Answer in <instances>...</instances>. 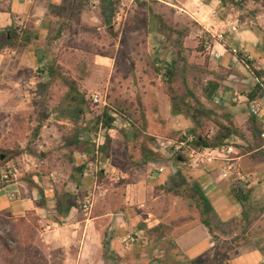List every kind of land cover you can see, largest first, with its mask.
<instances>
[{
    "label": "rangeland",
    "instance_id": "374dc122",
    "mask_svg": "<svg viewBox=\"0 0 264 264\" xmlns=\"http://www.w3.org/2000/svg\"><path fill=\"white\" fill-rule=\"evenodd\" d=\"M240 1L232 0L225 13L232 15L241 29L252 30L257 41L254 45L249 43L248 49L231 48L235 60L232 58L230 68L221 57H215L213 41L211 46L205 43L210 36L207 32L188 15L175 13L160 0H114L111 25H106L102 17L85 25L64 28V35L46 47V57L43 55L37 70L21 64L19 47L16 55L6 49L2 54L10 57L0 62V154L3 156L0 171L4 177L10 174V183L24 186H30L27 180L33 179L41 186L68 188L73 152L79 148L64 145L72 125L60 134L52 123L58 110H69L75 104L72 96L65 98L66 88L51 86L46 74L40 73L53 61L65 66L82 94H86V101L91 95L99 94L110 112H122L131 120L130 124L123 121L112 134L125 145L128 159L135 167L155 154L169 156L170 142H176L188 131L194 130L195 136H212L230 118L234 98L255 87L252 68L244 66L237 55L244 53V59L256 60L253 68L264 70V0ZM5 6V1L0 0V9ZM186 33L189 34L185 36ZM164 67L174 69V89L179 98L175 110L181 111L178 114L167 94ZM211 83L220 86L216 96L229 93L226 106L207 98ZM102 109V106H90L87 122ZM195 110L203 112L197 124L189 117L197 114ZM86 138L81 134L84 142ZM114 152L119 162L122 152L118 144ZM4 177L2 181L7 179ZM99 183L102 184L96 196L84 197L78 204L82 209L73 221L80 227L70 228L58 241V235L48 228L52 222L42 220L37 213L28 214L23 222L20 218L11 219L15 229L11 224L0 226V264H104V256H96L94 250L92 262L78 260L79 253L85 256L87 253V249H80V238L82 242L84 235L94 230L91 227L85 232L83 224L91 217L104 216L108 210L118 211L126 206V181L108 179ZM186 199L189 198L162 197L156 203V212L166 224L152 235L158 242L169 240L158 243L157 248L167 249L172 245V222L193 217L197 208L201 214L197 203ZM86 201L91 202L89 211L83 209ZM252 208L250 216L259 219L260 207ZM51 217L47 216L48 221H52ZM102 219L97 221L101 225ZM260 223L262 227L264 223ZM233 227L232 223L220 224L211 219L214 253L224 256L225 262L238 247L232 244L234 231L241 234L242 230ZM112 258V264H117L116 256Z\"/></svg>",
    "mask_w": 264,
    "mask_h": 264
},
{
    "label": "crops",
    "instance_id": "0c3cea01",
    "mask_svg": "<svg viewBox=\"0 0 264 264\" xmlns=\"http://www.w3.org/2000/svg\"><path fill=\"white\" fill-rule=\"evenodd\" d=\"M4 1L7 7L0 10V30L10 28L32 36L30 43L20 48L21 64L32 70H37L42 63L43 56L40 58L38 51L42 50L43 58H45L46 47L56 43L58 38L64 35V28L77 27L82 23L85 25L90 23L91 19L98 21L99 18L104 17L105 10V0ZM160 1L175 13L179 11L181 14L188 15L203 31L207 32L213 38L212 51L219 53L225 66L230 64L232 58H235L229 51L231 48L248 49L249 43L254 45L257 41L253 31L241 29L232 20V15L225 13L228 9L221 0ZM219 34H224L226 39L219 40L217 38ZM11 51H14L12 53L16 55L17 49ZM8 57L10 56L0 54V62ZM44 70H40L42 75L45 74ZM238 96L246 98L243 93ZM228 97L229 93L225 92L214 97V101L220 106H226ZM258 103L262 110L259 118L260 129L264 132V97L259 99ZM229 115L232 123L245 132L248 139H251L248 131L251 113L247 103L239 105L235 102ZM109 133L113 138L111 158L106 159L103 155H99L96 163H88L82 176L78 179L75 176L72 179L73 182L69 181L68 188L73 194H81L82 199L89 196L94 198L102 184L99 183V169L104 170L106 180L126 181V193L124 192L126 206L118 211L108 210L104 216L85 220L86 224H83L85 228L81 226L85 232L91 227H94V230L90 232L87 230L88 235H84L82 242L80 238V249H87V253L86 256L84 253L83 255L79 253L78 260L92 262L93 252L91 251L94 250L96 256L101 258L104 256L102 260L104 264L114 263L112 256L118 259L117 264H214L215 244L209 229L202 223L198 208L193 217L180 218L171 223L174 226V233L170 241L172 245L170 244L169 248H157L158 243H167L169 240L158 242L156 236L152 235L153 230H156L159 225L166 224L162 216H158L156 212V203L162 197L167 199L173 196L183 199L168 193V189L174 185L187 186L196 183L201 186L213 208L214 221L220 224L232 223V227L238 225L235 228L237 230L242 228L241 234L234 231L232 244L238 247L228 256L227 263L264 264V224L262 227L259 226L262 225L260 221L264 223V141L259 149L248 154H240L236 146L229 145L235 152L232 158L235 159L236 171L247 176L246 182L238 183L243 186L249 197L248 201L241 204L233 193L235 175L232 174L229 178L224 177L226 172L224 161L216 160L196 168L183 157L184 161L178 164L164 155L162 159H148L135 167L128 159L125 145L112 134L115 131ZM237 141L242 145L246 144L240 139ZM117 144L122 152L119 162H116L114 152ZM73 155L72 166L79 167L86 164L87 152L74 150ZM60 191L62 188L57 185L41 186L35 182V185L24 186L18 182L10 183L0 189V214L7 218L19 219L26 217L29 213H37L43 218L42 220L52 222L48 228L58 235L56 238L58 241L60 235L67 233L70 228L74 230L80 227L73 218L80 215L82 209L78 205L62 225L57 224L51 216L57 213L56 196ZM85 203H89L91 209V202ZM252 206L256 207L254 209L260 207L258 210L260 218L257 220L250 216L253 211ZM47 216L51 217L52 221H48ZM101 218H103L102 225L97 222ZM254 229L260 232H254ZM106 241L110 244L107 252L104 247Z\"/></svg>",
    "mask_w": 264,
    "mask_h": 264
},
{
    "label": "trees",
    "instance_id": "16d2710c",
    "mask_svg": "<svg viewBox=\"0 0 264 264\" xmlns=\"http://www.w3.org/2000/svg\"><path fill=\"white\" fill-rule=\"evenodd\" d=\"M222 4L225 7H228L232 0H221ZM242 1V0H241ZM240 1V2H241ZM244 1V0H243ZM258 1V0H254ZM114 0H105V9L107 7H113L114 8ZM7 6H5L6 8ZM4 8V9H5ZM115 9V8H114ZM2 10V9H0ZM105 11V10H104ZM252 31V30H251ZM189 33H186L185 36H187ZM32 39L31 35L23 34V32H17L10 28L0 30V54H2L6 49L16 50L18 47L22 48L28 45ZM213 38L209 36V40L205 41L207 44L209 42L210 46L212 45ZM204 47V45L202 46ZM238 60L249 69L252 68V76L255 79V87L250 92L243 93L246 95V103L247 106H249L250 103L258 101L259 99L264 97V70H257L256 68H253V65L256 60L248 61L245 58V54L240 52L238 55ZM46 77L49 80L50 85L52 86H58L62 88H66L68 91L66 94V97L72 96V102L75 104V106L69 110L60 109L57 111V116H55V122L52 123V126H54L59 133L63 134L65 131H67L68 127L72 125V132L66 136L64 145L69 147H76L79 148L77 150H82L84 152H87L88 159L86 161V164L75 167L71 166L72 169V176L70 174V180L73 182L72 179L82 176L87 169V165L89 162L96 163L98 156L103 155L106 159L111 158V150H112V143L113 138L109 134V130L113 129L112 122L114 121V118L111 117V110L109 108H104L101 111H98L97 116L94 115V117L87 122L88 118V109L90 106L95 107L89 99L86 101L85 97L86 94H82L79 84L76 80L72 79L71 76L68 74L69 71L63 66L60 62L53 61L48 66H46ZM160 69H155V71H159ZM44 73V72H43ZM163 74L165 75L166 80V86H167V94L170 97V100L172 104L174 105V111L175 114L180 113L181 111L175 110L177 106L178 96L174 89V69L171 67H164L163 68ZM211 89L208 91L207 98L209 100L214 99V97L217 95V91L219 89V84L217 83H211L210 84ZM249 109V107H248ZM197 114L193 116H189L195 124L199 122L198 116H203V112L201 110H195ZM117 113L118 116L122 121H124L126 124H130L131 120L127 118L125 115L122 114V112H114ZM50 117V116H49ZM259 117L252 116L249 120V133L250 138H247V135L245 132H243L241 129L236 127L231 119H227V121L223 124H220L218 126V129L213 133L212 136L209 135H199L195 136L194 130L186 132L184 135L180 136L179 139H176V142H184L188 140V137L194 138L193 146L196 149L204 150V149H220L223 147H227L230 145V143H237L235 142L236 139H240L241 141H244L246 144L242 145L240 143L235 144V146L240 150V154H248L255 152L259 147L262 145L264 138H263V131L260 129V121ZM101 131H106L105 134L102 135L101 144L99 146L97 145V138L99 137ZM81 134H84L87 138L85 142L81 139ZM174 140V139H171ZM169 150V158L173 161L179 163H182L178 159V157H172L170 156L172 148H167ZM163 157V156H162ZM161 156L158 154H155L153 159H162ZM3 159V156L0 154V162ZM104 170H100L99 175V181L102 182L106 180ZM4 173V172H3ZM2 171H0V189L6 187V185L10 184L11 175L7 174V179L2 181L4 174ZM76 179V183H77ZM28 183L35 185L34 180H27ZM185 185H174L170 189H168V193L174 194L175 196L179 197H187L189 199H192L196 201L198 204V207L201 209V218L202 223L206 226V228L209 229L210 233H212L211 230V219L213 218V208L208 201V198L206 197L203 189L199 184H188L185 188ZM181 189H184V192H181ZM234 197L236 200L243 204L244 202L249 200L248 194L245 192V189L240 184H235L234 190ZM56 209L57 213L55 216H52L51 219L55 220L57 224L62 225L71 214L72 210L78 206V202L82 200L81 194H73L69 188H63L60 193H57L56 196ZM34 213V212H32ZM30 214V213H29ZM27 217V216H26ZM24 218H20L21 222L24 221ZM11 218H7L6 216L0 214V226H3L4 224H8L12 226L14 229V225L11 223ZM163 227V225H159L156 230H153V232H157ZM150 231H148L149 233ZM159 232V231H158ZM110 244L109 242L104 243L105 250L107 252ZM224 256H219V254L215 253L214 256V264H228L227 260L228 257H226V262L222 260Z\"/></svg>",
    "mask_w": 264,
    "mask_h": 264
},
{
    "label": "built area",
    "instance_id": "2783aa9c",
    "mask_svg": "<svg viewBox=\"0 0 264 264\" xmlns=\"http://www.w3.org/2000/svg\"><path fill=\"white\" fill-rule=\"evenodd\" d=\"M235 30V29H234ZM217 38L219 40H225L224 34L217 35ZM234 53H236V50H234ZM216 58H220L221 56L219 53L214 54ZM46 74V70L44 71ZM91 103L94 106H102L103 108L107 107V103L103 101L102 97L99 94H93L90 96ZM235 102L239 105H245L246 104V98L242 96H237L235 98ZM249 110L252 116L259 117L261 115V108L258 103V101L252 102L249 104ZM111 117L114 118L113 129L109 130V132L116 131L117 128L121 127L123 124V121L120 119L117 113L111 112ZM106 131H101L99 137L97 138V145L101 144L102 135L105 134ZM194 138L188 137L187 141L184 142H173L171 141L170 145L172 148L170 156L172 157H183L191 162V165L193 167L199 168L200 166H203L204 164L211 163L216 160H222L226 163V172L224 173L225 178H229L233 175L236 177L235 184L237 183H244L247 181V176H245L243 173L236 171V167L234 166L235 159L232 158V154H234V149L232 146L223 147L220 149H204L199 150L196 149L193 146ZM5 176L4 178H6ZM83 209L85 211H89L90 204L84 203Z\"/></svg>",
    "mask_w": 264,
    "mask_h": 264
},
{
    "label": "water",
    "instance_id": "95a60500",
    "mask_svg": "<svg viewBox=\"0 0 264 264\" xmlns=\"http://www.w3.org/2000/svg\"><path fill=\"white\" fill-rule=\"evenodd\" d=\"M115 9L113 7H107L104 11V20L106 25H111L114 21ZM38 56L41 58L43 56V51H38ZM180 161H184L182 157L178 158Z\"/></svg>",
    "mask_w": 264,
    "mask_h": 264
}]
</instances>
